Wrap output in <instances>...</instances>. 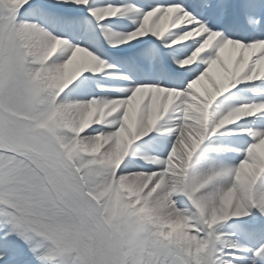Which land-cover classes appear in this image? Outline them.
<instances>
[{
  "label": "snow or ice",
  "instance_id": "obj_1",
  "mask_svg": "<svg viewBox=\"0 0 264 264\" xmlns=\"http://www.w3.org/2000/svg\"><path fill=\"white\" fill-rule=\"evenodd\" d=\"M0 264H264V0H0Z\"/></svg>",
  "mask_w": 264,
  "mask_h": 264
},
{
  "label": "bare ground",
  "instance_id": "obj_2",
  "mask_svg": "<svg viewBox=\"0 0 264 264\" xmlns=\"http://www.w3.org/2000/svg\"><path fill=\"white\" fill-rule=\"evenodd\" d=\"M100 39H102V37H100V38H97V36L94 34V33H91L90 34V37H89V42L93 45V47L95 48V49H97L100 53H102L103 52V50L101 49V40ZM115 59V58H114ZM114 59H112V63H116L117 64V66H118V70L121 72V73H128V72H130V71H136V72H140L141 71V69L140 68H133L131 65H129V66H131L130 68L129 67H127V65H126V63H121V62H119L118 60H114Z\"/></svg>",
  "mask_w": 264,
  "mask_h": 264
},
{
  "label": "rangeland",
  "instance_id": "obj_3",
  "mask_svg": "<svg viewBox=\"0 0 264 264\" xmlns=\"http://www.w3.org/2000/svg\"><path fill=\"white\" fill-rule=\"evenodd\" d=\"M104 43V45H103V47L105 48V50L107 49L108 50V46L106 45V43L105 42H103ZM102 49V48H101ZM110 49V48H109ZM112 50V49H111ZM112 51H118V50H112ZM110 54H112V55H114V56H117V55H119L118 53H116V52H112V53H110ZM116 60H118L119 62H121V63H124V61H127V58H119V59H116Z\"/></svg>",
  "mask_w": 264,
  "mask_h": 264
}]
</instances>
